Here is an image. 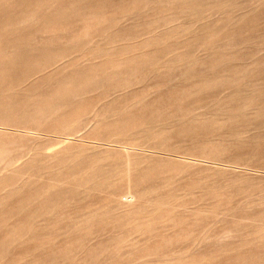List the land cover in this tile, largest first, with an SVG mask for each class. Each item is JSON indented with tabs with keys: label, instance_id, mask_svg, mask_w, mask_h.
I'll list each match as a JSON object with an SVG mask.
<instances>
[{
	"label": "rangeland",
	"instance_id": "1",
	"mask_svg": "<svg viewBox=\"0 0 264 264\" xmlns=\"http://www.w3.org/2000/svg\"><path fill=\"white\" fill-rule=\"evenodd\" d=\"M0 264H264V0H0Z\"/></svg>",
	"mask_w": 264,
	"mask_h": 264
}]
</instances>
